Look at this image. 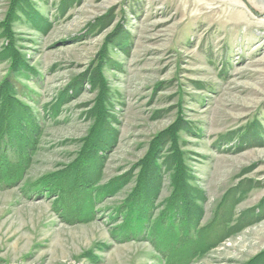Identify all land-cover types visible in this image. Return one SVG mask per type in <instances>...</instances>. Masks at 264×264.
Returning a JSON list of instances; mask_svg holds the SVG:
<instances>
[{"label":"rangeland","instance_id":"374dc122","mask_svg":"<svg viewBox=\"0 0 264 264\" xmlns=\"http://www.w3.org/2000/svg\"><path fill=\"white\" fill-rule=\"evenodd\" d=\"M21 4L0 0V85L10 84L38 132L21 181L0 189V264H165L150 242L113 238L114 209L135 185L134 166L176 125L172 148L200 196V227L233 190L232 224L263 209L264 0ZM98 112L104 122L93 130ZM92 131L95 147L108 145L97 187L123 175L128 183L96 201L92 221L71 225L54 197L30 187L74 162ZM169 155L163 143L154 154L160 203L172 191ZM262 251L264 218L191 264H244Z\"/></svg>","mask_w":264,"mask_h":264},{"label":"trees","instance_id":"16d2710c","mask_svg":"<svg viewBox=\"0 0 264 264\" xmlns=\"http://www.w3.org/2000/svg\"><path fill=\"white\" fill-rule=\"evenodd\" d=\"M13 3L17 7L22 5V0H13ZM17 9L11 8L12 13L15 14ZM11 51L10 48L4 50L6 57H3H13L12 68L19 70L22 59ZM9 91L13 93L9 83L0 85V189L16 186L21 181L38 132L29 108L9 96ZM95 117L93 130L104 122L99 112ZM173 127V130L161 133L156 138V145L134 166L139 170L135 185L114 209L115 219L118 221L120 218V223L114 230L113 238L148 241L162 256L165 264H191L238 229L263 219L264 201L260 205L262 210L245 211L232 224L235 200L234 190L230 191L214 211L210 223L200 227L203 216L198 204L200 196L188 182L177 149L172 148L176 131L182 128L178 125ZM96 135L92 131L82 141L77 158L64 171L45 175L30 187L31 191L39 195L45 193L55 198L54 211L64 223L72 225L92 221L96 216V201L105 193L112 194L115 189L122 187L120 185L128 183L123 175L97 187L102 177L103 154L108 145L103 143L95 147L99 139ZM161 143L168 144L171 155L165 158L163 164L172 173V191L163 203L158 202L162 181L160 169L154 160L155 150ZM90 153L99 161L96 167L90 165ZM244 264H264V251Z\"/></svg>","mask_w":264,"mask_h":264}]
</instances>
